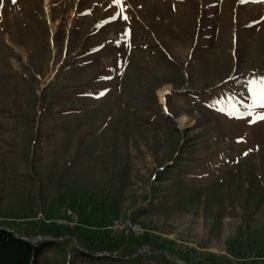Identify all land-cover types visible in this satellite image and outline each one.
I'll return each mask as SVG.
<instances>
[{
  "label": "rangeland",
  "instance_id": "374dc122",
  "mask_svg": "<svg viewBox=\"0 0 264 264\" xmlns=\"http://www.w3.org/2000/svg\"><path fill=\"white\" fill-rule=\"evenodd\" d=\"M258 77L264 0H0V227L39 264H264Z\"/></svg>",
  "mask_w": 264,
  "mask_h": 264
},
{
  "label": "trees",
  "instance_id": "16d2710c",
  "mask_svg": "<svg viewBox=\"0 0 264 264\" xmlns=\"http://www.w3.org/2000/svg\"><path fill=\"white\" fill-rule=\"evenodd\" d=\"M51 243L53 241L34 243L15 231L0 227V264H39L38 257Z\"/></svg>",
  "mask_w": 264,
  "mask_h": 264
},
{
  "label": "snow or ice",
  "instance_id": "6c2138e0",
  "mask_svg": "<svg viewBox=\"0 0 264 264\" xmlns=\"http://www.w3.org/2000/svg\"><path fill=\"white\" fill-rule=\"evenodd\" d=\"M15 3V0H13ZM113 5L123 6V0H112ZM113 16L111 19H115ZM123 19L127 20V15L122 16ZM128 31L126 30L123 35H128ZM248 91L253 96V103L248 105V111L244 113H239L235 115V118L242 119L244 116H251L252 119L249 120V123H255L258 120H264V111L256 112L255 109L261 108L264 109V77L254 78L248 81ZM103 95V93H100ZM167 111V109H165ZM238 111V110H237ZM233 115V113H229ZM246 154V153H245Z\"/></svg>",
  "mask_w": 264,
  "mask_h": 264
},
{
  "label": "built area",
  "instance_id": "2783aa9c",
  "mask_svg": "<svg viewBox=\"0 0 264 264\" xmlns=\"http://www.w3.org/2000/svg\"><path fill=\"white\" fill-rule=\"evenodd\" d=\"M51 221H53L56 225L73 226L77 223L78 217L70 209L64 208L61 210V213L59 215H56ZM125 226L126 225L121 218H114L111 220V222L107 226V229L115 233V232L122 231L125 228ZM131 227L135 228L137 226L131 225Z\"/></svg>",
  "mask_w": 264,
  "mask_h": 264
},
{
  "label": "bare ground",
  "instance_id": "6f19581e",
  "mask_svg": "<svg viewBox=\"0 0 264 264\" xmlns=\"http://www.w3.org/2000/svg\"><path fill=\"white\" fill-rule=\"evenodd\" d=\"M162 93H163V90H160L159 93H158L160 97H162Z\"/></svg>",
  "mask_w": 264,
  "mask_h": 264
},
{
  "label": "water",
  "instance_id": "95a60500",
  "mask_svg": "<svg viewBox=\"0 0 264 264\" xmlns=\"http://www.w3.org/2000/svg\"><path fill=\"white\" fill-rule=\"evenodd\" d=\"M8 230V229H7ZM10 231V230H9Z\"/></svg>",
  "mask_w": 264,
  "mask_h": 264
}]
</instances>
